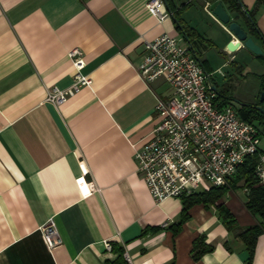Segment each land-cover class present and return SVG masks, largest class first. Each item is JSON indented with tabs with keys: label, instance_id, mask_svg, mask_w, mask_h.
<instances>
[{
	"label": "crops",
	"instance_id": "0c3cea01",
	"mask_svg": "<svg viewBox=\"0 0 264 264\" xmlns=\"http://www.w3.org/2000/svg\"><path fill=\"white\" fill-rule=\"evenodd\" d=\"M151 1L0 0V264H120V246L128 264H249L240 232L264 224L245 205L249 188L240 183L222 199L235 227L226 226L217 205L195 204L175 232L183 198L155 201L135 149L161 121L157 95L171 93L164 79L149 84L139 74L146 40L165 32L181 39L209 72L220 105L232 103L214 74L242 71L239 52L254 53L228 50L236 38L206 10L218 0H169L192 28L190 41L169 11L160 21L149 10ZM256 2L242 0L243 8ZM227 11L249 30L244 16ZM256 22L262 35H249L264 50V5ZM75 49L91 82L55 105L47 92L72 84ZM49 220L62 239L52 249L42 232ZM202 242L214 249L195 258ZM250 264H264V232Z\"/></svg>",
	"mask_w": 264,
	"mask_h": 264
},
{
	"label": "built area",
	"instance_id": "2783aa9c",
	"mask_svg": "<svg viewBox=\"0 0 264 264\" xmlns=\"http://www.w3.org/2000/svg\"><path fill=\"white\" fill-rule=\"evenodd\" d=\"M148 8L160 21L170 15L159 0L149 2ZM206 10L214 16L208 4ZM70 55L76 70L72 84L47 92L46 100L55 105L91 82L89 75L81 71L85 66L81 51L75 49ZM138 71L149 84L164 79L171 87L168 98L157 95L155 109L161 121L149 140L135 149L138 172L155 201L188 196L202 185H227L239 166L254 155H259L255 174L259 184H264L259 127L243 119L236 106L218 103L209 72L181 39L165 32L146 40L144 60ZM89 187L94 189L93 185ZM42 232L49 248L62 242L53 220L42 227ZM105 246L111 250L110 242Z\"/></svg>",
	"mask_w": 264,
	"mask_h": 264
},
{
	"label": "trees",
	"instance_id": "16d2710c",
	"mask_svg": "<svg viewBox=\"0 0 264 264\" xmlns=\"http://www.w3.org/2000/svg\"><path fill=\"white\" fill-rule=\"evenodd\" d=\"M192 1V0H191ZM191 1L189 3H191ZM217 1V0H214ZM222 1L223 4L227 6V9L231 12H235V19H238L240 16H244L246 25L249 26V31L252 35L256 33L261 34L259 31L256 14L259 11V8L264 5V0H257L255 6L251 10H245L243 8L242 0H218ZM179 11V10H178ZM178 11L177 14H178ZM175 12V13H176ZM185 33L191 38L192 28L186 24V22L180 19ZM261 81V92L264 91V73L260 75ZM221 96V93H219ZM264 107V101L262 102ZM240 116L253 122L254 119H260L264 121V113L255 108L254 106H243L240 110ZM259 160V155H254L248 157L238 168L237 173L229 178L228 184L224 186H210L207 189L199 190L188 196H183V209L181 219L175 224V232H179L185 223L190 217V208L195 204H203L205 207H211L212 205H217L219 210V215L223 219L226 226L230 229L237 225V219L234 213L222 203V199L228 193L230 189L238 187L240 183H243L244 187L249 188V197L246 201L247 209L254 215L259 216L261 219H264V184H259V180L255 174L256 164ZM264 232L263 221L259 222L253 226L247 227L240 232V237L247 246V249L250 252L249 264L252 261L256 242L258 236ZM116 246V245H115ZM199 251L195 254V258H199L202 253L212 251L214 248L212 245L202 242L200 245ZM120 251L119 263L128 264L123 256L122 246L118 247Z\"/></svg>",
	"mask_w": 264,
	"mask_h": 264
},
{
	"label": "rangeland",
	"instance_id": "374dc122",
	"mask_svg": "<svg viewBox=\"0 0 264 264\" xmlns=\"http://www.w3.org/2000/svg\"><path fill=\"white\" fill-rule=\"evenodd\" d=\"M209 52L211 56L214 54L219 59L222 58L214 49H210ZM238 61L243 66L242 71H232L228 67H223L214 74V78L220 85L219 89L225 91L230 102L239 108V103L256 104L261 101L259 74L264 73V56H256L242 50L239 52ZM212 62L216 65V60ZM253 122L261 130L260 147L264 150V122L257 118ZM200 189H205V186L202 185Z\"/></svg>",
	"mask_w": 264,
	"mask_h": 264
},
{
	"label": "water",
	"instance_id": "95a60500",
	"mask_svg": "<svg viewBox=\"0 0 264 264\" xmlns=\"http://www.w3.org/2000/svg\"><path fill=\"white\" fill-rule=\"evenodd\" d=\"M164 4L167 10L172 14L173 19L175 20L176 24L183 30V24L181 20L177 17L175 12L172 9L169 0H164ZM212 13L223 23L226 24L228 27V31L236 38L235 40H231L227 44V48L230 52L237 50L238 48H244L249 50L250 52L254 53L255 55H262L264 53L263 48L260 44L256 42L253 36L249 35V30L247 31L238 21L234 20L230 13L225 8L222 1H218L217 4L213 7ZM186 39L190 41L189 37L185 34ZM199 60V59H198ZM202 64V62L199 60ZM206 70V69H205ZM206 72H208L206 70ZM209 82L211 84V88L216 91V86L212 82L211 76L209 77ZM261 101H264V91H262ZM263 113L264 108L260 105L257 106Z\"/></svg>",
	"mask_w": 264,
	"mask_h": 264
}]
</instances>
